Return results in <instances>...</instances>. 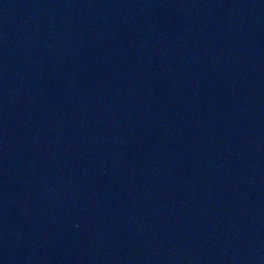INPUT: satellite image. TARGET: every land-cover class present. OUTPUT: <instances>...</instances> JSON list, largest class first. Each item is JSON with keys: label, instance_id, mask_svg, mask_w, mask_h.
<instances>
[{"label": "water", "instance_id": "1", "mask_svg": "<svg viewBox=\"0 0 264 264\" xmlns=\"http://www.w3.org/2000/svg\"><path fill=\"white\" fill-rule=\"evenodd\" d=\"M0 264H264V0H0Z\"/></svg>", "mask_w": 264, "mask_h": 264}]
</instances>
